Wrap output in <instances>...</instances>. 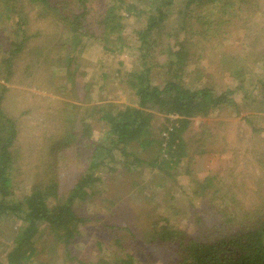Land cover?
Listing matches in <instances>:
<instances>
[{"label": "rangeland", "instance_id": "374dc122", "mask_svg": "<svg viewBox=\"0 0 264 264\" xmlns=\"http://www.w3.org/2000/svg\"><path fill=\"white\" fill-rule=\"evenodd\" d=\"M185 2L177 0L174 4L170 14L174 26L180 25L178 10ZM258 2L252 20L236 23L237 28L229 23L230 26L224 27L227 32L224 38L207 42L194 37L186 68V80L193 84L210 85L216 91L239 87L233 93L238 107L226 106L208 116L189 119L182 132L187 156L175 170L169 171L171 177L143 165L127 170L118 164L122 159L115 153V160L108 163L115 171L106 168L105 181L96 182L95 193L83 203L80 212L89 221L81 227L77 243L70 248L71 254L92 258L101 240L100 248L106 258H111L118 253L113 245L114 228L128 227L134 234L129 250L133 249L147 264H161L173 250L166 244L152 243L149 235L165 224L163 217L168 227L194 232L197 216L208 220L235 214L233 224L248 226L256 215H264V119L261 118L264 112L255 108L257 99L264 100V0ZM189 10L191 15L196 14L198 6L192 4ZM23 11L29 40L16 59L13 75L4 83L7 91L1 104L17 126L16 140L11 146L12 194L21 198L33 185L57 180L59 192L65 196L86 164L82 144L77 149V142H72L80 135L77 130L73 138L72 124L81 129L83 106L104 101L135 105L125 78L128 71L139 67L136 61L141 51L134 30L141 26V20L123 13L130 47L110 54L90 38L83 37L75 44L56 18L40 15L35 5L25 1ZM192 23L200 26L194 19ZM7 30L8 24L0 20L2 44L12 37ZM178 31V27L173 30L171 42L186 36ZM68 57L71 62L67 66L64 61ZM118 67L121 74L116 76ZM156 70L152 73L155 81L162 75V69H158L159 74ZM103 72L107 75L101 80ZM66 103L80 108L70 109ZM155 115L156 131L162 124L168 131L170 121L177 118ZM245 117L260 128L252 129ZM90 119L89 139H106L107 133L97 115H91ZM166 131L161 133L162 137L167 136ZM205 178H209L210 186L202 193L195 192L197 184ZM201 207L211 213H198ZM217 209H223V213H217ZM20 224L17 218L0 221L1 262H4L2 252ZM35 243L39 257L29 264L68 263L62 244L56 245L55 252L50 248L53 244L49 243V235L43 234Z\"/></svg>", "mask_w": 264, "mask_h": 264}, {"label": "trees", "instance_id": "16d2710c", "mask_svg": "<svg viewBox=\"0 0 264 264\" xmlns=\"http://www.w3.org/2000/svg\"><path fill=\"white\" fill-rule=\"evenodd\" d=\"M25 1L40 9V15L49 14L56 18L75 44L83 37L90 38L100 45L101 50L110 54L130 47L123 13L129 18L141 20V26L134 30L139 41L138 50L141 51L139 61H136L139 67L128 71L125 78L135 105L104 101L83 106L85 116L82 117L81 129L72 124L73 138L80 130L79 140L73 139L72 142H77V149L82 144L86 164L65 196L59 192L57 180L35 184L21 198H14L12 194L14 158L11 146L16 140L17 126L14 119L3 111L1 104L7 91L4 83L13 75L16 59L29 40L27 18L23 11ZM176 1L0 0V20L8 24L7 31L12 34L7 44H2L0 38V79L3 81L0 84V221L12 218L21 221L10 245L2 252L4 262L0 261V264H29L37 259L39 251L35 241L43 234L49 235L53 252L57 244H62L68 263L147 264L133 249L129 250L134 234L128 227L114 228L113 245L118 253L111 258H106V253L100 248L103 246L101 240H98V249L92 258L71 254L70 248L77 243L81 227L89 221V217L80 212L84 208L83 203L95 193L96 182L105 181V169L115 171L108 164L115 160V153L122 159L118 164L127 170L143 165L171 177L169 171L175 170L187 156L182 132L187 128L189 119L208 116L226 106L238 107L233 93L239 87L216 91L210 85L193 84L186 80V68L194 37L207 42L224 38L226 25L237 28L236 23L251 21L259 7L258 0H186L182 9L178 10L180 25L174 26L170 14ZM192 4L198 6L193 15L189 10ZM192 19L200 26L195 27ZM177 27L178 32L186 36L171 42L170 38L175 34L173 30ZM70 58L64 61L67 66ZM158 69H162V75L155 81L152 73L156 70L159 74ZM115 73L116 76L121 74L119 67ZM106 75L103 72L101 80L106 79ZM66 105L70 109L80 108L74 103ZM255 108L264 112V100L257 99ZM156 113L177 116L170 121L168 131L163 124L156 131ZM95 114L107 133L104 140L89 139L90 116ZM261 118L264 119V116ZM245 120L252 129L260 128L254 127L252 119L245 117ZM164 131L167 132L166 137L161 136ZM208 179L197 184L195 192L205 191L211 184ZM222 210L217 209V213H223ZM210 211L201 207L198 213ZM235 216H213L208 220L197 216L194 232L168 227L167 219L163 217L165 224L159 231L151 232L149 238L152 243L166 244L173 250L172 254L162 259L161 264H264V215H256L248 226L233 224Z\"/></svg>", "mask_w": 264, "mask_h": 264}]
</instances>
